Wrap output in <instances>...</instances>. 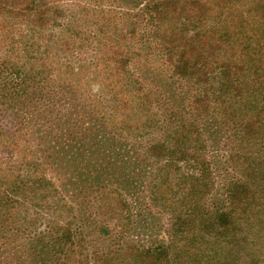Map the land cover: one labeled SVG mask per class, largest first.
<instances>
[{"label": "rangeland", "instance_id": "rangeland-1", "mask_svg": "<svg viewBox=\"0 0 264 264\" xmlns=\"http://www.w3.org/2000/svg\"><path fill=\"white\" fill-rule=\"evenodd\" d=\"M205 2L213 7L205 26L218 27L222 12V19L232 28H235L234 22L243 26L245 33L254 32L253 47L258 50L255 52L258 65L264 69V0ZM147 3L145 0H62L47 13L45 25L34 31L39 40L33 50L36 56L29 60L25 55L18 58L15 47L21 42L12 44L0 35V63L1 60L18 63L9 74L5 67H0V264H72V256L76 258L85 250L92 257L94 253L112 249L121 239L125 246L135 243L147 250L168 242L169 232L176 233L173 225L179 217L189 218V239L196 236L194 232L207 237L206 242L219 235H214L215 227L206 231L198 226L209 219L210 214L228 206L230 183L245 176L240 160L233 161L227 150L230 142L234 145L243 131L241 124L225 122L224 110L236 98L223 96L217 89L211 101L202 105L204 111L194 110L192 96L198 87L195 77H180L174 73L165 47L160 46L159 38L148 25L151 13ZM214 16L217 19L212 20ZM13 22L15 31L11 34L19 39L16 31L19 23ZM112 47L121 48L115 52ZM96 52L98 57L94 59ZM103 60L123 65V82H128L127 90L134 97L128 104L133 107L123 108L124 122H113L110 118L113 101L110 97L114 96V91L106 87L108 70H101L102 64L97 63ZM71 62L72 76L66 73ZM20 65L25 68L23 73L18 69ZM62 67L63 71L59 72L58 68ZM55 70L57 75L53 74ZM5 76L15 77V81L5 80ZM23 77L21 88L12 90L11 86ZM36 80H42L41 88H35ZM211 85L218 86L213 82ZM41 89L45 93L52 92L53 96L41 95ZM217 93L224 99L218 98ZM141 95L148 96L149 105L143 107L137 103ZM36 100L40 103L38 106L34 103ZM103 109L107 111L105 119L96 115ZM169 111L178 114L177 119L162 123ZM247 112L244 111L243 116H247ZM188 120L194 129L188 132V137H192L194 148L198 144L200 147L197 162L190 157L182 159V154L177 155L180 159L177 162L168 156L151 155L148 149L155 142H166L164 145L169 147L173 142L177 144L173 132L180 127L182 133ZM132 123L140 127L137 136V132L119 129ZM185 143L188 144L186 138L180 142L181 146ZM259 150L258 138L252 152L256 155L255 163L264 166V154ZM35 161L59 191L56 196L51 193L44 200L46 203L40 199L43 189H38L35 196L30 191L32 186L21 182L26 181L24 175L32 169L25 170L24 164ZM167 177L173 179H167L166 183ZM182 181L190 182L191 190L181 191ZM101 183L121 186L123 194L129 198L133 218L131 224L124 226L127 228L121 236L113 230L104 231L108 225L102 223L103 218L92 202ZM165 197L173 200L171 206L166 205L162 199ZM241 206H236L238 212ZM74 219L83 231L84 241H79L80 248H76L75 254L72 250L70 255L64 242L58 239L61 228ZM114 226L115 230L121 228L116 219L112 222V228ZM176 228L179 229L178 225ZM219 232L222 235L216 238L217 242L225 236ZM179 236L181 234L176 238ZM259 243L254 244L255 248L247 241L245 248L237 253L230 250V246L224 248L208 243L201 264H230L231 258L240 259V264H245L242 259L260 264L264 237ZM227 253L231 255L229 258ZM252 256L257 257L254 260ZM117 260L120 258L110 264ZM73 264H82L81 255Z\"/></svg>", "mask_w": 264, "mask_h": 264}, {"label": "trees", "instance_id": "trees-1", "mask_svg": "<svg viewBox=\"0 0 264 264\" xmlns=\"http://www.w3.org/2000/svg\"><path fill=\"white\" fill-rule=\"evenodd\" d=\"M61 1L62 0H0V35L3 34L5 40L8 38L12 44H14V42H21L20 45L15 47L19 59L24 55L26 60L36 56L33 50L36 49L35 44L39 39H37L36 36L37 32L34 31H37V29L45 25L43 21L48 19L46 16L47 13L55 8V5ZM145 1L146 3L148 2V9L151 13L149 14L148 25H150L152 32L154 31L155 37L159 38V44L161 43L160 46L165 47V52L169 57L168 61L173 66L174 73L178 74L180 77L186 75L190 76V78H192V76L195 77L194 80H196L198 87L195 90V95L192 96V107L194 110L197 112L204 111L202 105L205 103L207 104L208 100L211 101V97L215 95L217 89L218 91L220 90L223 96L232 95L236 98V100L227 107V110H224L225 122L228 124H241L243 126V131H241V135L235 139L236 142H234V145L230 142L231 147H228L227 150L231 152L230 157L233 161L240 160L242 163L240 167L245 176H242L240 180L230 183L228 188L229 204L226 208H222V210L210 214L209 219H204V216L201 218L204 219L202 221L203 224L198 226V229L211 231L215 227L216 232H214V235L219 234L217 237L221 236L222 234H220L219 231L225 235L224 238H221L218 242L216 239L217 237L209 238V242H206V240H208L207 237H204L203 234L197 236L195 232L194 235L196 236L189 239L188 236L191 234L190 226L188 225L190 224L189 218L185 217L182 219L179 217L178 222L173 225V231L176 233L173 232V234L169 232L168 242L165 244L145 250L132 242H130L132 244L125 246L121 239L118 243L115 242L116 245L113 246L112 249L94 253L92 257L89 252L86 251L85 253V250L78 253L76 258L72 256V264L74 263V259L76 262L78 261L79 255L82 257V264H110V262L117 258H120V260H117L113 264H192V262L194 263L195 261H201V264L203 263L208 243L211 245H221L224 248L230 246L229 249L237 253L240 251L239 249L245 248L247 241L252 247H255L254 244H260V239L264 237V166L255 163L254 159L256 155L252 152V146L259 138V152H262V155L264 154V72L261 71L262 68L258 65V54L256 56L255 53L258 50L256 47H253V41L255 40L254 32L248 30L247 34L243 26L234 22L235 28H232L228 22H225L226 20H224V18L222 19V12L219 14L220 17H218L220 18L218 19L219 24L217 23L218 27L205 26L206 21L211 17L208 12L213 9L210 3L205 2V0ZM215 19H217V17L214 16L212 20ZM15 20L19 23V28L16 30L20 35L19 39L13 37L11 34V32L14 33L15 31L14 22L11 23V21ZM6 34L8 36H5ZM24 37H28L29 39L24 40ZM26 41L29 43L26 44ZM119 48L112 47V50L118 52ZM98 52L93 56L94 59L98 57ZM27 56H29V58H27ZM6 61L7 60H1L0 67L3 69L5 67L7 74H9L10 69L13 66H17L18 63L16 61L7 63ZM90 62L93 61L90 60ZM97 63L102 64L101 70H108L106 71L107 75L105 78L106 87L111 92L114 91V96L110 97L113 100L110 107V118L113 122L115 120L124 122L126 119L123 108L124 106L133 107L128 104L133 102L132 100L134 97L127 90L126 85L128 82H123V65L121 63V65H112L108 63L107 60ZM71 64L72 62L70 63V68L66 70V73H70V76L73 74ZM18 69H20L22 73L25 71L23 65H20ZM63 69L64 67H62V69L58 68V71L62 72ZM11 71L13 73V70ZM40 73L43 74V71ZM53 74L57 75L56 70ZM13 78L8 76L4 77L5 80L15 81V77ZM18 79L16 78V80ZM23 80L24 77L19 83L15 82L11 86L12 90H19ZM212 82L216 83L218 86L211 85ZM40 83H42V80H36L35 88H41ZM0 91H2V89ZM40 93L47 97L53 96L52 92L48 91V93H45L43 89H41ZM40 93L37 94V98ZM4 96L6 97V94ZM223 96L220 97V94L217 95L220 99H224ZM39 99L41 100L42 98ZM128 99L131 101H128ZM166 101H169L168 104H170V100L167 97ZM34 103H36L37 106L40 104L37 103V100ZM48 103L50 104L51 100H48ZM137 103L139 105L141 104L143 107L150 104L148 96L146 95H141L139 99H137ZM242 105H244V107H242ZM239 109L240 111H238ZM248 110L250 112H247ZM244 111L247 112V116H243V114H245ZM106 114L107 111L103 109L97 112L96 115H100L102 119H105ZM176 115L178 114L169 111L168 116L165 115V119L162 120V123L174 122L177 119ZM156 123H158V120ZM190 123L189 120L185 123L182 127V130H184L182 133L180 131L181 128L176 127L177 130L173 132V136L177 137V144L173 142L170 147L164 145L167 144L166 142L161 143L160 141L151 144L148 149L151 155L168 156L169 159L177 162L180 160L177 155L182 154V157H184L182 159L190 157L197 162L198 160H196V158L200 157V147L198 144L197 148H194V146H192V137H188V132H193L194 130L192 123ZM119 129L121 131L129 129L137 132L135 136L140 132V127L133 123L120 126ZM184 132H186L185 135L183 134ZM182 136H186L185 138L188 142V144L185 143L183 146L180 144V142H183L185 139L182 138ZM237 143L239 144L236 145ZM205 147L206 144L203 143V150L206 149ZM35 162L31 164L27 162L24 164L25 170H30V167L32 169L28 171L27 175H24L26 181L22 179L21 182L29 183L30 186H32L30 191L33 194L38 189H43L45 191L46 188H50L45 192L42 191L43 195L40 199H43V201L47 200L51 193H54V196H56L55 194L58 195L59 191L56 190L55 186L53 187L51 185V181L45 177L46 174L43 172V167L38 165L39 163L37 161ZM202 163H205V160H203ZM236 164L235 167L239 168V165L237 166ZM39 168H41L42 171ZM178 168L179 167L176 166V172L179 171ZM29 176L33 178L31 179ZM169 178L170 177L166 178V183ZM257 179L260 181L257 182ZM197 180L198 178H196V181ZM181 185L179 186L182 187L181 191L191 190L192 184H190V182L182 181ZM120 187L121 186L116 184L109 183L98 184L96 194L92 197V202L95 204L97 213H100L103 218L102 223L108 225V228L106 226L104 231L110 230L111 232L113 230V232H118L121 236V233L127 228L124 226H128L129 223L131 224L133 211L131 210L132 207L130 208L129 206V198L123 194L122 188ZM170 190H172V188ZM34 195L36 196V194ZM162 199L165 200L164 202L167 206H171L173 203V200H167L166 197ZM44 202L46 203V201ZM234 204L236 206L242 205L238 207L240 212L237 211V207L234 206ZM64 207L65 206H62V208ZM65 210L68 211L67 208ZM114 219H116L118 226L121 225L119 230H115L117 229L116 226L112 228ZM16 221L15 219V224ZM168 221L169 225L170 220ZM66 223L67 225L61 228L62 234L58 240L59 242H64L66 250H69L71 255L72 250L74 254L77 252L76 248L80 244L79 241H84V237L83 231L79 229L75 219L69 220ZM177 225L179 229L176 228ZM179 234H181V237L179 236V238H176ZM229 234L232 237L229 238ZM207 235L210 234L207 233ZM175 238L176 241H174ZM124 248L126 249L124 250ZM210 249L211 248H209V250ZM233 252L231 251L230 253L232 254ZM230 256L231 255L228 254V258ZM64 257H66V255H64ZM216 257H218V255H216ZM252 257H254L255 260L257 256ZM239 260L240 259L237 258H231L228 263L240 264ZM242 261L245 264H251V262H247L246 259H242ZM259 261L260 264H262V262L264 264V254L261 253Z\"/></svg>", "mask_w": 264, "mask_h": 264}]
</instances>
